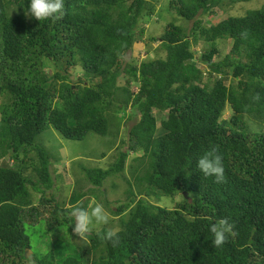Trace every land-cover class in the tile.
Wrapping results in <instances>:
<instances>
[{
	"label": "trees",
	"instance_id": "trees-1",
	"mask_svg": "<svg viewBox=\"0 0 264 264\" xmlns=\"http://www.w3.org/2000/svg\"><path fill=\"white\" fill-rule=\"evenodd\" d=\"M165 1L64 0L62 19L39 21L25 16L29 0H0V159L12 161L0 165V264H264V131L249 123L264 126V5L216 22L207 16L253 0ZM161 7L164 31L145 38ZM226 40L232 48L216 60ZM141 41L159 42L166 57L125 62ZM129 107L138 121L121 140L126 148L85 175L95 194L141 153L116 211L97 198L121 216L119 243L98 235L108 224L85 243L69 211L93 205H80L87 192L78 190L69 206L47 196L58 159L38 139L48 127L71 140L117 138ZM212 149L222 156V182L196 166ZM152 195L182 202L167 208ZM221 219L233 227L215 248L210 226ZM38 220L56 233L45 254L33 251L27 232Z\"/></svg>",
	"mask_w": 264,
	"mask_h": 264
},
{
	"label": "rangeland",
	"instance_id": "rangeland-1",
	"mask_svg": "<svg viewBox=\"0 0 264 264\" xmlns=\"http://www.w3.org/2000/svg\"><path fill=\"white\" fill-rule=\"evenodd\" d=\"M164 1L165 0H162V2ZM161 4V6L165 5L164 3ZM263 5L264 0H253L246 3H238L228 6V8H223V10L217 9V14H215L214 17L208 14L209 16H207V18L209 20L214 19L216 22H219L231 14H242L248 9L262 7ZM161 15L162 17H164V19H158V16ZM151 21H153V19ZM168 21L169 14L166 13V10L163 7L158 8L157 19L145 26L147 29H145L144 37L147 38L149 35H160L161 32L164 31L163 28L165 27V23H167ZM215 21L210 22L215 24ZM210 22H207V25H209ZM177 23H182V20L179 19ZM188 25L192 26V22H190L189 24L187 22L186 26ZM202 43L203 41L200 40L196 45L192 46L198 54H201L203 51ZM160 46L161 45H159V42H135L132 49L127 52L125 56V62L131 60V58L136 59L138 64L143 60L158 57L165 58L167 53ZM231 48L232 42L227 40L222 41L220 44H218L219 51L218 55H216V60L222 59L227 53L230 52ZM198 64L199 66L203 67L201 63ZM228 82L229 81H227V83ZM124 83L125 80H121V84ZM131 109L132 108L129 107L127 111L132 117H124L121 127L122 129L117 138H115L113 135L104 137L95 133H90L83 140H71L63 137L60 132L53 127H48L47 130L40 135L38 142L42 145H45L52 152L53 157L58 159H53L52 173L54 179L56 180V183L50 191H47L46 194L48 197L52 193L55 195L56 201L63 203L65 206H69L71 195L75 190H78L77 192H87V195H85L79 201L80 205H93V207H95L96 204L101 203H99V200L103 202L106 199L108 203H114L112 204L113 207L111 209L113 210V212L116 211L117 206L120 205L117 201H124L127 198L126 190L127 188H129L127 181L131 180L133 184L136 182V179L134 180V178H136L134 169L139 166V163H135L134 158L136 156H139L141 153H138L137 155L131 153L126 162V168L123 174L121 176L117 175L108 177L105 180L103 187H101L100 189H95V194L97 195L89 192V189H91L93 186L89 182V180L86 179L85 175L87 174V169L90 168L100 167L103 169H107L119 155L120 149L126 148V145L123 146L121 140L125 135H127L126 133L129 131V129L138 121L137 110L135 109V107L132 110ZM154 114L159 120L167 117V112L162 113L156 109L154 110ZM229 116L230 113L228 110L224 114V118H228ZM249 123L254 130L259 131L260 129H263L264 131V126L262 128V126L260 127L259 125L257 126L253 124L252 120H249ZM113 130H115V128ZM32 154L34 155V153ZM3 164H12V161L8 160V158L6 160L0 159V165ZM137 189L138 188L136 187L135 192L137 191ZM34 192V204L41 207L39 204V200L41 199L42 194L37 191ZM157 198L158 197L155 195H152L151 198L146 197V199H150L152 203L157 202L159 205L167 208H174L178 205L179 202H182V198L180 196H177L175 198L163 196L162 199L159 200H157ZM107 213L109 216V221H111L110 223H108L109 228L115 231L119 230V220L121 216L112 214L108 210ZM103 226L104 225L94 224L93 230L98 231ZM48 230V227L42 220H38L35 225L28 224L27 232L31 237L33 251L36 254H45L50 251L52 247V241L56 236V233L53 231L49 232ZM31 254V251L27 252L28 256H31Z\"/></svg>",
	"mask_w": 264,
	"mask_h": 264
},
{
	"label": "clouds",
	"instance_id": "clouds-1",
	"mask_svg": "<svg viewBox=\"0 0 264 264\" xmlns=\"http://www.w3.org/2000/svg\"><path fill=\"white\" fill-rule=\"evenodd\" d=\"M65 15L64 0H29V5L25 11L26 17L35 18L39 21L51 19L59 20ZM197 168L205 177H215L217 182L224 180L225 169L222 162V156L212 149L203 155L197 162ZM72 218L71 226L73 232L85 243H87L90 233L93 231V225H107L109 216L101 204H96L91 209L76 207L69 211ZM233 225L226 219L211 224L210 231L213 234L212 244L215 248L221 247L227 235L232 231ZM102 240L111 242L113 245L119 243V234L115 230L106 229L98 233Z\"/></svg>",
	"mask_w": 264,
	"mask_h": 264
}]
</instances>
